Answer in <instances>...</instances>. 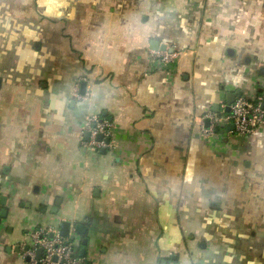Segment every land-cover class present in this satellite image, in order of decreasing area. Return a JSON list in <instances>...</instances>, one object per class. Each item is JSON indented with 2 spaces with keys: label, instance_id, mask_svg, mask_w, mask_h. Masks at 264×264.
<instances>
[{
  "label": "crops",
  "instance_id": "1",
  "mask_svg": "<svg viewBox=\"0 0 264 264\" xmlns=\"http://www.w3.org/2000/svg\"><path fill=\"white\" fill-rule=\"evenodd\" d=\"M228 94L264 104V0H0V264L61 222L81 264H264V125L201 133Z\"/></svg>",
  "mask_w": 264,
  "mask_h": 264
},
{
  "label": "built area",
  "instance_id": "2",
  "mask_svg": "<svg viewBox=\"0 0 264 264\" xmlns=\"http://www.w3.org/2000/svg\"><path fill=\"white\" fill-rule=\"evenodd\" d=\"M177 53H170L166 48L164 51H151L150 60L163 66L173 63ZM75 97L82 99L87 97L75 92ZM263 97L247 98L236 97L230 105L229 112H208L201 121V133L203 137H211L219 130L226 129L228 125L233 126L237 136H250L256 133L264 125ZM208 121V128L205 122ZM85 132L89 134L88 141H82V146L92 152L99 153L113 148L112 125L96 115L88 116ZM101 136L99 140L98 137ZM31 247L24 253L28 259L26 264H81L74 244L63 238L57 232L37 229L29 234ZM41 251L38 259V251Z\"/></svg>",
  "mask_w": 264,
  "mask_h": 264
},
{
  "label": "water",
  "instance_id": "3",
  "mask_svg": "<svg viewBox=\"0 0 264 264\" xmlns=\"http://www.w3.org/2000/svg\"><path fill=\"white\" fill-rule=\"evenodd\" d=\"M156 47H157V48H155L156 51L157 50L164 51L166 49V46H160L157 42H156ZM169 52L172 53V50H169ZM82 89H83V91L85 90L84 84L82 85ZM235 97L236 96L234 94H228L227 95V97H226V110H225L226 112H229L230 105L232 104ZM263 107H264V104H263ZM206 128H208V121H206ZM226 131H233V126L228 125L226 127ZM221 133H223V132H221ZM88 139H89V134L87 133L85 135V140H88ZM98 139L100 140L101 136H99ZM5 205H6V197L0 196V207H5ZM6 214H7L6 210H4V209L1 210L0 211V218H2V219L5 218ZM58 229H59V235L62 236L63 238L69 239L70 241H74V239H75L73 235L70 236L71 231H73L74 234H78V235L84 234V231L82 230L83 226L75 225L72 228V226L69 222H61L58 226ZM85 245H86V241L83 242V246H85ZM24 250L27 251L28 246L25 247ZM84 254H85L84 250H81L80 257H84ZM40 255H41V251L39 250L38 251V259L40 258ZM26 261H28V259H26Z\"/></svg>",
  "mask_w": 264,
  "mask_h": 264
}]
</instances>
